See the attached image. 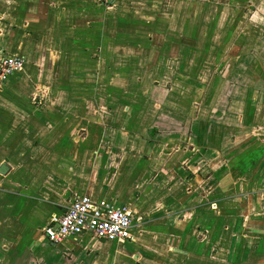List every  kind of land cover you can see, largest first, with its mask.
<instances>
[{"label": "crops", "instance_id": "crops-1", "mask_svg": "<svg viewBox=\"0 0 264 264\" xmlns=\"http://www.w3.org/2000/svg\"><path fill=\"white\" fill-rule=\"evenodd\" d=\"M257 7L0 0V63L24 59L0 82V264H264V59L243 98L210 60ZM81 196L129 206L133 238L50 243Z\"/></svg>", "mask_w": 264, "mask_h": 264}, {"label": "built area", "instance_id": "built-area-1", "mask_svg": "<svg viewBox=\"0 0 264 264\" xmlns=\"http://www.w3.org/2000/svg\"><path fill=\"white\" fill-rule=\"evenodd\" d=\"M23 68L24 59L21 56H4L0 63V82L3 84ZM133 220L129 206H116L81 196L74 199L62 214L53 216L43 231L52 244L85 235L114 242L133 238Z\"/></svg>", "mask_w": 264, "mask_h": 264}, {"label": "rangeland", "instance_id": "rangeland-1", "mask_svg": "<svg viewBox=\"0 0 264 264\" xmlns=\"http://www.w3.org/2000/svg\"><path fill=\"white\" fill-rule=\"evenodd\" d=\"M223 45L220 46V51L224 52L225 57L220 58H211L210 60L215 65H218V62H221V65H226L227 63L231 64L225 74V81L227 82L230 78L231 80L241 81L240 83H230L235 84V91L240 94L243 98L247 94H244L248 89V80L252 81L253 76L250 74L254 73V69L257 68L263 69L260 67L263 63L260 60L264 59V56H261L264 53V7H257L251 11L248 18V14L245 15V19L240 25H231L229 27V33ZM246 36L248 39L244 40L243 36ZM250 37L252 41L250 42ZM201 43V42H199ZM234 49V52L237 53L239 58L230 59V51ZM213 50V49H212ZM200 51L199 49L194 50V53ZM233 56V55H232ZM256 61V64H253L252 61ZM233 67V68H232ZM252 67V68H251ZM209 73L213 71L212 66H206ZM232 68V69H231ZM200 69V68H199ZM206 69V73H208ZM236 71V72H234ZM250 71V72H249ZM234 72V73H233ZM258 80H264V72H257ZM229 77V78H227Z\"/></svg>", "mask_w": 264, "mask_h": 264}]
</instances>
